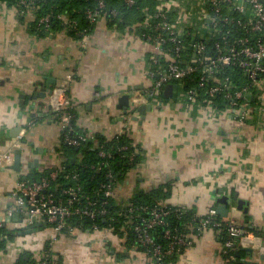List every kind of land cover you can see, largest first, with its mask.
<instances>
[{"label": "crops", "instance_id": "1", "mask_svg": "<svg viewBox=\"0 0 264 264\" xmlns=\"http://www.w3.org/2000/svg\"><path fill=\"white\" fill-rule=\"evenodd\" d=\"M136 18L123 24L101 18L79 33L62 27L43 35L30 27L32 13H18L15 5L0 0V149H11L13 157L19 149L22 163L19 171L0 166V219L20 229L17 218H4L12 189L20 177L61 162L56 150L60 125L43 118L53 111V89L61 88L79 127L108 138L126 132L139 146L141 160L120 183L117 198L166 184L163 204L204 214L219 205L218 198L236 194L243 204L238 208L232 200L224 218L242 225L249 215L248 227L264 230V111L238 125L234 115L213 113L201 102L187 106L173 90L171 96H150L152 51L140 34L142 20ZM125 94L126 108L120 106ZM141 105L151 107L141 111ZM18 126L21 131L12 135ZM124 233L101 227L56 234L41 225L7 240L0 264H28L18 262L19 257L38 259L46 247L61 264H156L128 248ZM248 233L257 246L264 244L263 236ZM257 246L237 264H264ZM221 247L217 233L206 229L168 264H228Z\"/></svg>", "mask_w": 264, "mask_h": 264}, {"label": "built area", "instance_id": "2", "mask_svg": "<svg viewBox=\"0 0 264 264\" xmlns=\"http://www.w3.org/2000/svg\"><path fill=\"white\" fill-rule=\"evenodd\" d=\"M39 2L19 0L26 7V12L16 6L17 12H35ZM123 2L129 7L136 4V0ZM142 10L144 16L140 34L151 48L154 67L151 74L155 77L150 96L160 95L164 86L172 83L173 91L183 97L187 106L201 102L213 113L234 115L238 125L246 124L258 111H264V0H158L150 10ZM121 15L117 7H110V0H95L93 6L84 10V17L91 25L101 18L106 22L121 20ZM56 17L67 30L78 27L74 18L62 13ZM51 18L50 13L34 17L36 23L43 27L49 26ZM62 90L55 88L50 96L53 111L62 112L58 122L60 134L71 117L68 111L71 103ZM220 101L226 103L224 108L216 106ZM93 134L88 132L86 135L70 136L66 132L63 140L78 145L93 137ZM99 154L104 156L106 152L100 150ZM12 162V150L0 149V166H9ZM45 170L48 173L34 179L26 175L19 178L11 191L12 203L4 209V218H17L22 225L45 222V226L56 234L83 231L79 224L68 225V219L85 216L93 220L103 216L107 212L109 198H117L118 188L110 169L105 172L108 182L100 183L104 196L102 200L89 197L80 181L79 171L68 169L62 161L40 171ZM138 209L143 212L147 208L141 205ZM133 210L130 204L126 213L132 220L130 227L135 240L144 247L142 252L156 264L181 247L191 245L195 233L180 232L169 227L164 229V243L154 241L151 229L157 225H167L164 217L169 210L164 206L151 208L147 215H134ZM215 214L214 206L206 213L198 214V232L207 229L206 224ZM133 217L136 219L133 220ZM227 219L228 238L222 244L221 252H226L235 243L255 249V241L248 237L249 233L242 225ZM7 220L0 219V227ZM214 224L219 225V222ZM99 229L98 224H92L91 231ZM258 247L264 253V244ZM51 263L52 259L48 257L38 258V264Z\"/></svg>", "mask_w": 264, "mask_h": 264}, {"label": "trees", "instance_id": "3", "mask_svg": "<svg viewBox=\"0 0 264 264\" xmlns=\"http://www.w3.org/2000/svg\"><path fill=\"white\" fill-rule=\"evenodd\" d=\"M9 4L17 6L19 10L26 12V7L19 3V0H5ZM95 0H40L39 8L37 11L32 12L35 18L39 17L44 13H50L52 15L51 23L48 27L38 25L35 19L29 24L37 34H46L47 30H58L62 28L60 19L56 17L58 13H62L67 17L79 18L78 27L73 30H68L71 34L82 32L84 28H91L92 25L84 17V10L88 6H93ZM158 0H136L134 6H127L123 0H110V7H117L121 12V21L112 19L109 22H118L120 24L125 23L128 19L137 17L136 19H143L144 11L143 8L150 10L157 4ZM141 8V9H139ZM24 14V13H23ZM23 16V15H22ZM49 33V32H48ZM175 84V81L173 82ZM163 97V94L162 96ZM254 101V99H253ZM216 106L221 109L226 106L224 101H220ZM68 111L71 113V117L68 121V126L60 134L59 145L56 150L61 156L62 163L68 169H76L80 173V181L83 182L84 190L89 197L102 200V190L100 183L108 182L105 172L110 169L113 174V181L118 186L124 181L127 172L135 168L140 160L141 154L138 145H134L126 132L117 133L112 137H106L101 133H94L93 137H89L85 141H81L78 145H72L63 140L64 134L67 132L70 136L78 134H87L88 132L79 127L76 124V111L73 106L68 107ZM62 112L57 113L51 111L45 114L43 118H52V120L59 122L61 119ZM124 146V148H122ZM103 150L106 152L104 156L99 154V151ZM48 173V170L38 171L33 170L31 175L27 178H37L38 176ZM59 181H62L60 179ZM110 182V180H109ZM168 191L166 190V184L157 185L155 187L147 189H139L135 191L126 200H120L119 198H109L106 206L107 212L103 216H97L91 220L85 216L71 217L68 219V225L79 224L82 230H91L93 223L98 224L100 227H111L113 232L125 234L126 244L128 248H135L139 251H144V247L138 244L135 240V236L131 230L130 224L132 222L131 217L126 213L127 208L130 204L133 205L134 210L132 214L138 213L147 215L148 211L154 207L164 206L169 210V213L164 217L167 225H157L151 229V236L155 242L164 243L163 238L164 229L169 227L175 228L176 231L180 232H193L200 234L197 228L200 224V217L195 211V208L178 207L169 204H163L162 201L167 197ZM145 206L147 209L141 211L138 209L139 206ZM250 216L247 215L246 221L250 222ZM136 217H133L135 220ZM227 218L222 217L219 214L211 216L208 223L206 224L207 229H213L217 233V237L221 245L228 238L227 234ZM214 222H219V225H215ZM247 223L242 224L245 231L253 232L257 235L264 237L263 229H256L254 227H248ZM19 228H10L6 225L0 227V249L5 248L6 241L12 239ZM46 247L45 254L43 256L52 259L51 264H61V261L53 260L52 254ZM184 247H181L178 251L172 252L170 255L165 256L157 264H168L170 261H175L180 253H182ZM249 253L244 247L236 245V243L229 247L226 252H221L223 258L228 259V264H237L240 258L245 257ZM18 262H27L28 264H38V259L29 257L25 260L23 256H20Z\"/></svg>", "mask_w": 264, "mask_h": 264}, {"label": "water", "instance_id": "4", "mask_svg": "<svg viewBox=\"0 0 264 264\" xmlns=\"http://www.w3.org/2000/svg\"><path fill=\"white\" fill-rule=\"evenodd\" d=\"M172 90H173V84L172 83H167L165 86H164V90H163V94L165 96H171V93H172ZM48 91H52V89H48ZM43 94V92H42ZM128 99H129V95L128 94H125L122 98H120V106L121 107H125L128 105ZM151 107V105H141L140 109L141 111L144 110V107ZM21 126H18L14 129V131H12V135H16L18 133V131L20 132L21 131ZM21 151L19 149H15L14 151V157H13V163L9 166H6L7 168H10V169H13L15 171H19L21 169ZM30 165V164H29ZM34 167L37 168L38 166V159H35L33 161V164ZM233 200V202H236L237 203V206L238 208H241V205L243 204V201L242 200H239L237 199V195L234 194L233 195V198L231 197H221V198H218V201H219V205L216 207V212L217 214L221 215L222 217H227L228 216V213H229V204L231 203V201ZM246 208H244L245 210ZM41 225H46L45 222H35V223H32V224H29V225H23L20 227V230H19V233H31L33 232L35 229H37L38 227H40ZM246 250L248 251H251L253 250V248L251 247H244Z\"/></svg>", "mask_w": 264, "mask_h": 264}, {"label": "rangeland", "instance_id": "5", "mask_svg": "<svg viewBox=\"0 0 264 264\" xmlns=\"http://www.w3.org/2000/svg\"><path fill=\"white\" fill-rule=\"evenodd\" d=\"M47 229H48V227H47Z\"/></svg>", "mask_w": 264, "mask_h": 264}]
</instances>
